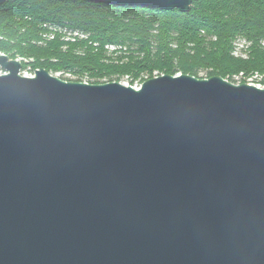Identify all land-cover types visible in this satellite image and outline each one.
Wrapping results in <instances>:
<instances>
[{"label": "water", "instance_id": "water-1", "mask_svg": "<svg viewBox=\"0 0 264 264\" xmlns=\"http://www.w3.org/2000/svg\"><path fill=\"white\" fill-rule=\"evenodd\" d=\"M23 67L0 53V264H264V88Z\"/></svg>", "mask_w": 264, "mask_h": 264}, {"label": "trees", "instance_id": "trees-1", "mask_svg": "<svg viewBox=\"0 0 264 264\" xmlns=\"http://www.w3.org/2000/svg\"><path fill=\"white\" fill-rule=\"evenodd\" d=\"M238 39L249 47L247 58L234 53ZM0 53L21 60L23 69L70 73L77 82L128 77L134 86L156 74L206 72L236 83L241 75H264V0H193L186 13L7 0L0 6Z\"/></svg>", "mask_w": 264, "mask_h": 264}, {"label": "rangeland", "instance_id": "rangeland-1", "mask_svg": "<svg viewBox=\"0 0 264 264\" xmlns=\"http://www.w3.org/2000/svg\"><path fill=\"white\" fill-rule=\"evenodd\" d=\"M77 34V33H75ZM236 49H235V55L241 58H247V55L250 54V51H248V45L245 43L243 39H238L235 43ZM114 49V47H110V52ZM19 60V59H18ZM21 61V60H20ZM23 63V62H22ZM5 71L0 68V75L4 74ZM21 74L23 76L27 77H32L35 74V71H33L30 68L22 69ZM181 74V73H178ZM65 81H74L77 82V76H74L70 73H62L58 72L53 74ZM155 77H158L156 74ZM199 78L202 79H207L206 72H201L199 75ZM237 82L234 84L240 85V84H252L261 88H264V75L260 74H254V75H249V76H239L236 78ZM91 82V83H90ZM120 82H122L125 85H130V79L128 77H124ZM82 83H88V84H93L92 81H90L87 77L83 79ZM142 81H137L133 87H140L142 85Z\"/></svg>", "mask_w": 264, "mask_h": 264}]
</instances>
